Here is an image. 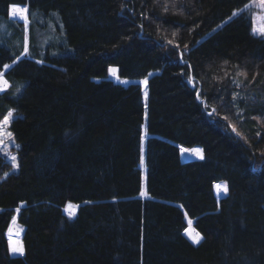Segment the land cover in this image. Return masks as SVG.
<instances>
[{
  "label": "trees",
  "instance_id": "1",
  "mask_svg": "<svg viewBox=\"0 0 264 264\" xmlns=\"http://www.w3.org/2000/svg\"><path fill=\"white\" fill-rule=\"evenodd\" d=\"M250 1L0 0L21 40L12 4L57 12L74 48L40 63L0 45L20 143L16 171L0 154V264H264V37L234 15Z\"/></svg>",
  "mask_w": 264,
  "mask_h": 264
},
{
  "label": "rangeland",
  "instance_id": "2",
  "mask_svg": "<svg viewBox=\"0 0 264 264\" xmlns=\"http://www.w3.org/2000/svg\"><path fill=\"white\" fill-rule=\"evenodd\" d=\"M23 8L26 9L25 7ZM242 11H250L253 19V30H252L253 33L255 35L264 37V34H262L261 31L264 30V7L261 6V0H251L242 9L236 10L234 15ZM11 13L13 19L15 20L17 19L19 21L24 22V26H23L24 28H22L24 31L23 40H21L17 35H15L16 29L19 26L10 23L9 19H7L6 17L0 16V45L5 43L6 46L10 47V49H12L13 52H15L20 48V45L22 43L23 53L20 55L18 59L26 56L30 58H35L40 63H45L48 62L49 56L57 57V56L72 54L74 52V48L71 47L68 41L66 40L65 26L60 18V15L57 12H52L51 14H44L43 12L37 11L30 18L28 17L27 19H25V17H27L26 12L24 13L25 16L23 15V17H17L13 15L12 7H11ZM113 69L115 70L114 73L112 71ZM112 70L110 72V76L113 78L115 82L124 85H128L130 83H139L142 85L145 98L146 96H148L149 77L143 79L122 78V77H118L116 68H112ZM0 77L4 78L3 75H1ZM4 80L6 81V83L5 86L0 85L1 90H5L8 85L6 78H4ZM9 112L12 113L11 116L8 115ZM9 112L0 123V154L4 155V157L12 164V171H16L18 167H16L15 165L16 164L19 165L18 150L20 148V143L16 140L11 125L13 120L17 117V113L15 109H11ZM5 120H8L7 124L4 123ZM144 130H146V124L144 125ZM7 133H11V136L7 135ZM184 150L185 149H182V151ZM184 152L185 153L181 152L182 158L184 160L201 159L202 157V156L200 157V153L198 151H195L194 155L188 154V152L186 153V150ZM190 155L193 157H187ZM13 156L16 157L15 162H13L12 160ZM141 167L143 170V185H142L143 193L141 194V196L147 198L148 195L146 192V168L144 163V148H143V159H142ZM216 185H215V193L218 199H220L221 196H223L226 192L222 193L221 189L220 188L218 189ZM65 212L68 213L69 215H73L75 213V207L71 204H68L65 207ZM15 225L20 227L16 223V221H13L11 223L10 231L7 235L8 239L10 240V245H12V240L10 239V237L14 236L20 238L22 233L21 227H20V231L17 232ZM192 226H193V221H190L188 229H190ZM201 237L203 239L202 235ZM202 239L200 240V242L202 241ZM195 245L197 244L195 243Z\"/></svg>",
  "mask_w": 264,
  "mask_h": 264
},
{
  "label": "snow or ice",
  "instance_id": "3",
  "mask_svg": "<svg viewBox=\"0 0 264 264\" xmlns=\"http://www.w3.org/2000/svg\"><path fill=\"white\" fill-rule=\"evenodd\" d=\"M261 6L264 7V0H261ZM26 11H27V9H24V8L18 7V6H16V5H13V6H12V12H13V15H15V14H17V13H21V14H22V13H25ZM164 11H165V12L168 11V7H167V6L164 7ZM142 15H143V13H142ZM25 19H27V17H25ZM141 27H143V25H141ZM261 31H262V34H264V30H261ZM174 35H175V34H174ZM168 43L171 44L172 41L169 40ZM181 55H182V54H181ZM112 71H113V73L115 72L114 69H113ZM241 74L246 76V73H241ZM5 83H6V81H5ZM8 115L11 116L12 113L9 112ZM4 123L7 124V123H8V120H5ZM233 131H235V128H233ZM7 135L11 136V133H7ZM12 160H13V162H15V161H16V157L13 156V157H12ZM15 166H16V167H19L18 164H16ZM216 187H217L218 189L221 188V187H223L224 192H227V191H228L227 185H223V186H221V185H216ZM201 239H202V237H200V236L197 234L196 237H193V242L196 243V244H199ZM10 251H11L12 254H19V255H23V254H24V248H23V246L20 245V244H12V245H10Z\"/></svg>",
  "mask_w": 264,
  "mask_h": 264
},
{
  "label": "bare ground",
  "instance_id": "4",
  "mask_svg": "<svg viewBox=\"0 0 264 264\" xmlns=\"http://www.w3.org/2000/svg\"><path fill=\"white\" fill-rule=\"evenodd\" d=\"M16 6L23 8L22 5H18L17 4ZM23 15H24V13H22V14L21 13L15 14V16H17V17H23ZM0 81L2 82V83L0 82V85L5 86V80H4V78L0 77ZM185 150H186V153L188 152V154H191V155H194L195 154V151H198L200 153V157L202 156V150L200 148H198V147H195V148H192V149H185ZM184 151H182V152L185 153ZM191 155L190 156H187V157H193ZM15 226H16V231L19 232L20 231V227H18L17 225H15ZM185 234H187L186 236H188V238L192 242H193V237H196L197 234L201 237V234L199 233V231H197V229L194 228V226H192L190 229H188ZM10 239L12 240V244H20V245L23 246V242H22V240L20 238L11 236Z\"/></svg>",
  "mask_w": 264,
  "mask_h": 264
},
{
  "label": "clouds",
  "instance_id": "5",
  "mask_svg": "<svg viewBox=\"0 0 264 264\" xmlns=\"http://www.w3.org/2000/svg\"><path fill=\"white\" fill-rule=\"evenodd\" d=\"M221 186H223V185H221ZM220 189H221V191H222V193H223V192H224L223 187H221Z\"/></svg>",
  "mask_w": 264,
  "mask_h": 264
},
{
  "label": "crops",
  "instance_id": "6",
  "mask_svg": "<svg viewBox=\"0 0 264 264\" xmlns=\"http://www.w3.org/2000/svg\"><path fill=\"white\" fill-rule=\"evenodd\" d=\"M12 7V6H11ZM16 255H19V254H16Z\"/></svg>",
  "mask_w": 264,
  "mask_h": 264
}]
</instances>
